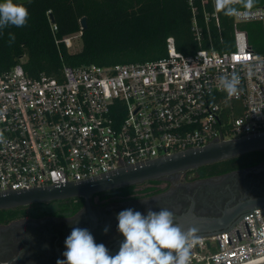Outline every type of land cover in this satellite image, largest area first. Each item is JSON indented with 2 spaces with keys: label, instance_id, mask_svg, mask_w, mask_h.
<instances>
[{
  "label": "built area",
  "instance_id": "built-area-1",
  "mask_svg": "<svg viewBox=\"0 0 264 264\" xmlns=\"http://www.w3.org/2000/svg\"><path fill=\"white\" fill-rule=\"evenodd\" d=\"M193 7V29L202 28ZM234 16L235 49L185 55L167 39V54L129 64L65 65L62 77L32 78L22 62L0 74V193L80 183L213 141L264 132V51L250 45L241 24L260 21L264 4ZM48 17L53 31L58 26ZM206 22L218 19L204 12ZM83 29L64 36L70 52ZM22 61V60H21ZM236 72L238 95L222 89ZM264 259V207L230 230L198 237L189 264H249Z\"/></svg>",
  "mask_w": 264,
  "mask_h": 264
},
{
  "label": "trees",
  "instance_id": "trees-1",
  "mask_svg": "<svg viewBox=\"0 0 264 264\" xmlns=\"http://www.w3.org/2000/svg\"><path fill=\"white\" fill-rule=\"evenodd\" d=\"M14 2L24 4L29 17L24 27L0 29V74L20 62L32 78H39L43 74L61 78L65 65H115L156 60L167 54L169 37L175 39L176 48L185 55L195 54L199 49L218 52L235 49L234 16H225L216 11L218 19L205 20V10L215 11L214 0H195V17L202 28L200 39L193 29V7L188 0ZM262 4L264 0H258L256 6ZM49 10L58 26L56 32L47 14ZM83 16L88 18V27L82 35L83 46L77 52H70L64 43H57V39L79 31ZM241 27L247 31L251 47L256 52H263V24L251 21L241 24ZM9 33L15 35L12 43H9ZM262 158L264 151H256L216 165L226 164L234 168Z\"/></svg>",
  "mask_w": 264,
  "mask_h": 264
},
{
  "label": "flooded vegetation",
  "instance_id": "flooded-vegetation-1",
  "mask_svg": "<svg viewBox=\"0 0 264 264\" xmlns=\"http://www.w3.org/2000/svg\"><path fill=\"white\" fill-rule=\"evenodd\" d=\"M216 164L130 189L96 193L89 199L76 197L0 210V264H56L65 259V240L74 227L88 229L97 244H104L115 255L124 238L117 219L122 210L131 208L146 215L149 209H168L178 225L187 226L179 216H218L235 208L252 184L264 182V158L234 168ZM256 195H264V189Z\"/></svg>",
  "mask_w": 264,
  "mask_h": 264
},
{
  "label": "clouds",
  "instance_id": "clouds-1",
  "mask_svg": "<svg viewBox=\"0 0 264 264\" xmlns=\"http://www.w3.org/2000/svg\"><path fill=\"white\" fill-rule=\"evenodd\" d=\"M258 0H214L217 12L233 17L240 6L250 14ZM29 17L28 8L14 0H0V29L8 26L24 27ZM15 35L9 33V43ZM241 79L238 73L221 76L222 89L228 95H238ZM4 136L0 132V142ZM118 231L124 237L119 251L110 255L104 244H97L88 229L74 227L65 240V259L56 264H189L190 250L198 242L195 227L183 229L175 222V215L168 209L158 212L149 209L144 215L133 209L118 213ZM108 228L104 229L105 234Z\"/></svg>",
  "mask_w": 264,
  "mask_h": 264
},
{
  "label": "water",
  "instance_id": "water-1",
  "mask_svg": "<svg viewBox=\"0 0 264 264\" xmlns=\"http://www.w3.org/2000/svg\"><path fill=\"white\" fill-rule=\"evenodd\" d=\"M52 21L55 19L52 15ZM82 29L88 27V18L83 16ZM264 151V132L251 133L240 139L213 141L201 148L188 149L170 156L156 158L142 164L129 165L101 177L80 183L59 186L35 187L27 190H13L0 193V210L14 209L34 203L52 202L69 198L89 199L93 194L133 186L146 181L160 180L183 171L195 170L203 166L234 159L252 152ZM264 189V182L252 184L235 208L227 209L218 216H179L181 226L198 229V237L217 235L230 230L243 216L255 208L264 207V195H256ZM124 240V238H123ZM251 264H264V259Z\"/></svg>",
  "mask_w": 264,
  "mask_h": 264
},
{
  "label": "bare ground",
  "instance_id": "bare-ground-1",
  "mask_svg": "<svg viewBox=\"0 0 264 264\" xmlns=\"http://www.w3.org/2000/svg\"><path fill=\"white\" fill-rule=\"evenodd\" d=\"M254 263V262H253ZM249 264H251V263H249Z\"/></svg>",
  "mask_w": 264,
  "mask_h": 264
}]
</instances>
